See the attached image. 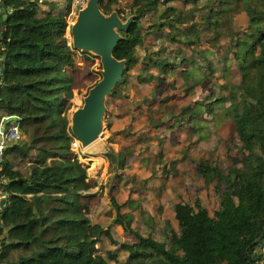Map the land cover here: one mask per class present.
<instances>
[{
  "label": "trees",
  "instance_id": "obj_1",
  "mask_svg": "<svg viewBox=\"0 0 264 264\" xmlns=\"http://www.w3.org/2000/svg\"><path fill=\"white\" fill-rule=\"evenodd\" d=\"M72 1L65 0L57 13L52 0L0 2V60L5 56L0 127L5 133L15 126L20 135L7 139L1 151L0 178L8 195L0 210V264H264V8L253 0H100L105 13L117 10L123 19L126 10L135 15L113 49L126 67L106 99L107 105L114 98L130 101L125 133L149 150L150 140L167 137V130L175 131L183 121H193L192 131L200 133L206 125L198 116L207 113L215 129L226 125L240 144L241 168L233 165L225 172L220 161L197 165L204 185L220 195L213 215L198 197L176 200L169 204L175 228L167 222L161 238L134 228L137 201L118 203L110 195L113 223L133 236L127 243L114 237L112 223L92 221L90 204L81 195L95 180L71 151L75 137L66 112L76 85L75 57L94 56L75 50L66 36ZM240 11L247 17L244 27L235 22ZM204 42L209 47L203 48ZM175 44L190 54L177 60L184 49ZM132 82L151 90L133 98L122 92ZM196 88L206 91L202 100L168 103ZM134 110L146 115L151 136L134 124ZM110 116L108 111L109 122ZM161 154L156 149L157 161ZM125 155L118 154L121 173ZM140 157L146 161L143 153ZM149 220L156 222L150 215Z\"/></svg>",
  "mask_w": 264,
  "mask_h": 264
},
{
  "label": "rangeland",
  "instance_id": "obj_2",
  "mask_svg": "<svg viewBox=\"0 0 264 264\" xmlns=\"http://www.w3.org/2000/svg\"><path fill=\"white\" fill-rule=\"evenodd\" d=\"M84 1H72V10L67 19L66 31L70 43V26L75 21L76 12ZM253 1L257 6L264 8V0ZM79 2L81 3L77 4ZM52 3L54 13L65 9V0H52ZM121 3V7L127 9L124 1ZM241 4L239 3L237 7L241 8ZM128 15L129 12L126 10L125 17ZM246 21L247 17L244 11H240L235 15V22L239 27H244ZM161 41L162 38L156 40L153 49H157ZM174 46L181 47L177 44ZM201 46L203 48L209 47L206 42L202 43ZM181 48L184 49V53L177 60L182 56H188L191 52L186 47ZM170 57L175 56L172 54ZM75 58L72 73L76 85L72 89L71 106L66 112L68 118H70L71 112L82 104V98L88 89L100 78L98 73L100 61L97 56L86 60L82 54H77ZM196 58L200 64H205L199 55ZM213 64L220 65L216 59L213 60ZM181 83V79H177L176 85L179 86ZM150 90L151 85H139L135 82H132L130 86L122 87V92L132 93L133 98L136 97L138 91L150 92ZM205 94V90L196 88V92L192 95L173 97L168 103L176 102L183 105L192 102L194 99L202 100ZM129 102V100L114 98L109 102V105L106 104L107 112H111V116L109 122L106 112V126L102 135L85 149H82L79 141L74 138L71 142V151L87 167L88 179L95 180L92 185H85L81 191V195L85 197L84 200L90 204L92 221H98L102 225L112 223L114 237L132 243L134 242L133 236L125 232L122 226L113 223L115 210L110 203V195H113L118 203L126 200L137 201V208L134 212L135 217L132 219L134 228L142 235H146L151 231L153 237L161 238L165 236L163 233L167 222L170 225L168 228H175V221L171 216L169 207L172 202L176 200L191 201L198 197L205 209L210 211L212 215L219 207V192L214 188H207L204 185L203 178L197 173L196 168L199 162L203 161L211 164L220 161L225 168L223 170L225 172H227L228 167L233 165L236 168H241L242 163L238 161L236 151V147L240 145L239 142L231 138L226 125L215 129L212 125L211 115L207 113L198 116L199 121L206 125L200 130V133L192 131L193 121L190 123L183 121L175 131L167 130L166 133L169 134L167 137L159 135L157 138L150 140L148 143L150 149L145 150L146 144L144 142L135 143L134 136H128V133L124 131L128 117L125 116V112L129 109ZM141 112L140 110H134V124L151 136L153 131H147L148 126H145L146 115ZM229 114L231 115L230 111ZM154 117H158L157 113L154 114ZM15 131L11 135L12 127H10L7 132L3 133L4 140L8 139V142H10L9 140L19 139L20 135L16 128ZM156 149L161 150L162 153L158 161L154 156L156 155ZM140 151H142L146 161L141 159L142 153ZM119 153L126 154V167L122 173L118 166ZM235 161L237 162L234 163ZM163 165L165 166L163 167ZM163 170L165 172H162ZM120 176L121 182L118 184L116 180ZM197 188H201V190H197ZM128 209L126 206L122 211ZM108 211L109 215L107 214ZM147 214L152 216V219L156 222L152 223ZM102 244L106 245V240Z\"/></svg>",
  "mask_w": 264,
  "mask_h": 264
},
{
  "label": "water",
  "instance_id": "obj_3",
  "mask_svg": "<svg viewBox=\"0 0 264 264\" xmlns=\"http://www.w3.org/2000/svg\"><path fill=\"white\" fill-rule=\"evenodd\" d=\"M99 2L100 0H85L70 26L72 47L81 53L97 56L100 61V78L88 89L82 98V104L71 112L69 118L71 133L82 149L97 141L106 126L107 96L121 80L126 67V59H117L113 55V49L123 39L122 32L127 31L135 19L134 14L123 19L117 10L105 13ZM2 11H5L4 7ZM6 16L4 14L2 18L5 19ZM4 58L5 56L0 60V71ZM14 131L12 129V135ZM4 201L5 198L0 202L1 207Z\"/></svg>",
  "mask_w": 264,
  "mask_h": 264
},
{
  "label": "built area",
  "instance_id": "obj_4",
  "mask_svg": "<svg viewBox=\"0 0 264 264\" xmlns=\"http://www.w3.org/2000/svg\"><path fill=\"white\" fill-rule=\"evenodd\" d=\"M0 2H1V0H0ZM81 2H79V3H77V4H80ZM84 3L82 2V4H81V6L83 5ZM80 6V7H81ZM12 127V129L14 128V130H15V126H11ZM16 132V131H15ZM12 135V134H11ZM5 138L3 137V128H1L0 129V162H1V151L3 150V148L5 147L4 145H5V140H4ZM5 183H6V181H5V179H3V178H0V202H1V200L3 199V198H6V196L8 195V192H7V190H6V188L4 187V185H5ZM5 203H6V199H5V201H4V203H3V206L1 207L0 206V210L5 206Z\"/></svg>",
  "mask_w": 264,
  "mask_h": 264
}]
</instances>
